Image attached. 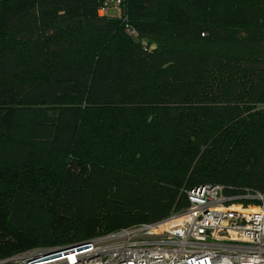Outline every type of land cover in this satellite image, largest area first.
<instances>
[{
	"label": "trees",
	"instance_id": "16d2710c",
	"mask_svg": "<svg viewBox=\"0 0 264 264\" xmlns=\"http://www.w3.org/2000/svg\"><path fill=\"white\" fill-rule=\"evenodd\" d=\"M104 5L0 0V260L264 194V0Z\"/></svg>",
	"mask_w": 264,
	"mask_h": 264
},
{
	"label": "built area",
	"instance_id": "2783aa9c",
	"mask_svg": "<svg viewBox=\"0 0 264 264\" xmlns=\"http://www.w3.org/2000/svg\"><path fill=\"white\" fill-rule=\"evenodd\" d=\"M109 4L121 10L122 0H105L102 11ZM229 189L197 185L187 189L184 209L161 220L27 250L0 264H264V194Z\"/></svg>",
	"mask_w": 264,
	"mask_h": 264
},
{
	"label": "rangeland",
	"instance_id": "374dc122",
	"mask_svg": "<svg viewBox=\"0 0 264 264\" xmlns=\"http://www.w3.org/2000/svg\"><path fill=\"white\" fill-rule=\"evenodd\" d=\"M108 12L109 14H115V12H113L112 10H109Z\"/></svg>",
	"mask_w": 264,
	"mask_h": 264
},
{
	"label": "crops",
	"instance_id": "0c3cea01",
	"mask_svg": "<svg viewBox=\"0 0 264 264\" xmlns=\"http://www.w3.org/2000/svg\"><path fill=\"white\" fill-rule=\"evenodd\" d=\"M111 9H115V8H110L109 10H111ZM109 10H108V11H109ZM102 12H104V11H102Z\"/></svg>",
	"mask_w": 264,
	"mask_h": 264
}]
</instances>
